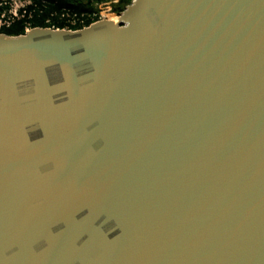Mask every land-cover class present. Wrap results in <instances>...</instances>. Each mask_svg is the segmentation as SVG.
<instances>
[{"label": "water", "instance_id": "water-1", "mask_svg": "<svg viewBox=\"0 0 264 264\" xmlns=\"http://www.w3.org/2000/svg\"><path fill=\"white\" fill-rule=\"evenodd\" d=\"M0 33V264H264V0H133Z\"/></svg>", "mask_w": 264, "mask_h": 264}, {"label": "trees", "instance_id": "trees-1", "mask_svg": "<svg viewBox=\"0 0 264 264\" xmlns=\"http://www.w3.org/2000/svg\"><path fill=\"white\" fill-rule=\"evenodd\" d=\"M29 22L17 21L0 33L10 36L22 35L27 25L32 27H55L78 30L101 19V9L110 6L112 13H121L133 0H31ZM28 23V24H27Z\"/></svg>", "mask_w": 264, "mask_h": 264}, {"label": "built area", "instance_id": "built-area-1", "mask_svg": "<svg viewBox=\"0 0 264 264\" xmlns=\"http://www.w3.org/2000/svg\"><path fill=\"white\" fill-rule=\"evenodd\" d=\"M31 6V0H0V29L10 27L17 21L24 20L29 22L32 18L29 13ZM100 15L101 19L108 18L102 12V9ZM116 24H119V22ZM30 29H32V26L28 24L26 30L28 31Z\"/></svg>", "mask_w": 264, "mask_h": 264}, {"label": "rangeland", "instance_id": "rangeland-1", "mask_svg": "<svg viewBox=\"0 0 264 264\" xmlns=\"http://www.w3.org/2000/svg\"><path fill=\"white\" fill-rule=\"evenodd\" d=\"M102 12H104L105 16L108 17L106 19H111L113 18L115 15H117V13H112L111 12V7L110 6H104L102 8ZM119 14V13H118ZM122 15V12L120 13ZM123 18V17H122ZM105 19V18H104ZM123 20V19H122Z\"/></svg>", "mask_w": 264, "mask_h": 264}, {"label": "bare ground", "instance_id": "bare-ground-1", "mask_svg": "<svg viewBox=\"0 0 264 264\" xmlns=\"http://www.w3.org/2000/svg\"><path fill=\"white\" fill-rule=\"evenodd\" d=\"M112 21L120 22L122 20V15L119 13L117 15H115L113 18H111Z\"/></svg>", "mask_w": 264, "mask_h": 264}, {"label": "flooded vegetation", "instance_id": "flooded-vegetation-1", "mask_svg": "<svg viewBox=\"0 0 264 264\" xmlns=\"http://www.w3.org/2000/svg\"><path fill=\"white\" fill-rule=\"evenodd\" d=\"M32 28H34V27H32ZM51 28L57 29V28H55V27H51ZM26 32H27V30H26ZM26 32H25V33H26ZM25 33H24V34H25Z\"/></svg>", "mask_w": 264, "mask_h": 264}]
</instances>
